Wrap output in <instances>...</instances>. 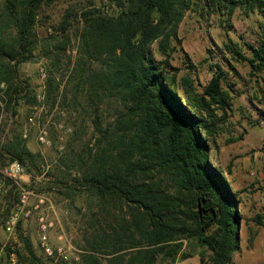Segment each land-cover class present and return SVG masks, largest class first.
I'll list each match as a JSON object with an SVG mask.
<instances>
[{
  "label": "trees",
  "instance_id": "obj_1",
  "mask_svg": "<svg viewBox=\"0 0 264 264\" xmlns=\"http://www.w3.org/2000/svg\"><path fill=\"white\" fill-rule=\"evenodd\" d=\"M53 1L0 0V116L8 121L0 120V183L15 196L17 185L2 171L17 162L28 174L41 173L43 163L41 154L28 148L24 124L18 123L21 105H39L20 66L34 61L38 50L57 65L74 41L77 53L69 59L67 79L48 77L46 101H84L97 111L115 98L126 110L112 128L97 127L103 134L99 143L106 146L89 149L80 175L64 185L81 188L98 209L90 210L79 261L56 264H174L184 240H196L210 252L211 264H231L241 251V191H234L224 171L210 161L212 141L233 110L222 85L226 73L215 65L199 93L191 77L179 79L171 60L189 12L230 20L242 9L257 12L264 26V0H110L111 11L69 7L41 38L39 21ZM155 44L162 60L154 55ZM244 46L248 56L232 40L226 44L252 75H264V34L259 46ZM158 176L168 185L156 181ZM22 243L31 262L39 264L31 240L22 237ZM6 251L10 258L11 249Z\"/></svg>",
  "mask_w": 264,
  "mask_h": 264
},
{
  "label": "rangeland",
  "instance_id": "obj_2",
  "mask_svg": "<svg viewBox=\"0 0 264 264\" xmlns=\"http://www.w3.org/2000/svg\"><path fill=\"white\" fill-rule=\"evenodd\" d=\"M113 6L110 0H54L44 7L39 37H44L50 27L57 26L69 7L79 11L105 7L111 11ZM263 34V19L257 12L237 9L230 20L200 10L189 12L179 28L182 43L177 45L171 60L173 67L180 71L179 79L191 77L199 93L212 79L215 65L226 73L222 85L232 97L233 110L223 132L212 141L210 161L224 171L234 191H241V251L233 255L231 264H264V75H252L249 65L236 60L227 51L226 44L232 40L248 56L244 43L259 46ZM153 52L158 60L163 59L158 44L153 46ZM76 53L77 44L73 41L57 65H52L38 50L34 61L20 66L39 105L33 108L21 105L18 123L24 124L28 148L40 153L43 163L41 173L28 174L22 165L23 172L14 178L6 175L9 166L2 171L14 180L18 193L10 195L11 187L0 183V264H33L22 237L31 240L41 261L39 264L79 261L82 232L89 221L90 210L98 209L97 201L81 188L75 190L66 186L80 175L89 149L106 146L99 143L103 134L97 127L112 128L126 108L115 98L105 100L97 111L88 109L84 101L76 105L70 100L55 105L46 101L48 77L54 75L65 83L69 59L74 60ZM2 119L7 125L6 116H0ZM238 137L242 140L233 142ZM159 179H164V186L168 185L165 178L158 176L156 181ZM24 191L28 193L25 203L22 202ZM110 211L119 214L114 209ZM42 218L46 224H51L46 244L42 240ZM10 226L12 230L8 231ZM183 242V251L174 264H211L210 252L196 240ZM47 248L53 255H48Z\"/></svg>",
  "mask_w": 264,
  "mask_h": 264
},
{
  "label": "built area",
  "instance_id": "obj_3",
  "mask_svg": "<svg viewBox=\"0 0 264 264\" xmlns=\"http://www.w3.org/2000/svg\"><path fill=\"white\" fill-rule=\"evenodd\" d=\"M23 172V168L21 167V165L19 163H13L12 165H10L6 171V175L14 178L16 177V175H20ZM10 178V179H11ZM13 180V179H12ZM28 193L24 191V193L22 194V202L25 203L26 199H27ZM42 222V231H43V237L42 240L44 242V244H46L47 240H48V231L51 228V224H46L44 218H42L41 220ZM12 230V226L8 227V231ZM47 253L48 255H53V252L51 251V249L47 248Z\"/></svg>",
  "mask_w": 264,
  "mask_h": 264
}]
</instances>
